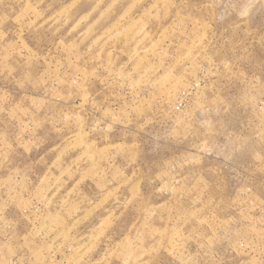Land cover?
Masks as SVG:
<instances>
[{
  "label": "rangeland",
  "instance_id": "rangeland-1",
  "mask_svg": "<svg viewBox=\"0 0 264 264\" xmlns=\"http://www.w3.org/2000/svg\"><path fill=\"white\" fill-rule=\"evenodd\" d=\"M0 264H264V0H0Z\"/></svg>",
  "mask_w": 264,
  "mask_h": 264
}]
</instances>
